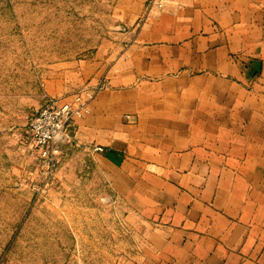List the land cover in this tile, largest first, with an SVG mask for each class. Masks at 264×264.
Instances as JSON below:
<instances>
[{
  "label": "rangeland",
  "instance_id": "374dc122",
  "mask_svg": "<svg viewBox=\"0 0 264 264\" xmlns=\"http://www.w3.org/2000/svg\"><path fill=\"white\" fill-rule=\"evenodd\" d=\"M173 2L0 0V264H156L202 252L174 228L159 170L79 131L119 58ZM78 95L86 111L57 139L48 169L30 122Z\"/></svg>",
  "mask_w": 264,
  "mask_h": 264
},
{
  "label": "crops",
  "instance_id": "0c3cea01",
  "mask_svg": "<svg viewBox=\"0 0 264 264\" xmlns=\"http://www.w3.org/2000/svg\"><path fill=\"white\" fill-rule=\"evenodd\" d=\"M110 82L80 133L159 170L202 251L156 264H264V0H174Z\"/></svg>",
  "mask_w": 264,
  "mask_h": 264
},
{
  "label": "built area",
  "instance_id": "2783aa9c",
  "mask_svg": "<svg viewBox=\"0 0 264 264\" xmlns=\"http://www.w3.org/2000/svg\"><path fill=\"white\" fill-rule=\"evenodd\" d=\"M169 0H153L157 7H164ZM85 97L78 95L77 103L62 102L48 105L32 118L29 128L32 140L39 148L41 156L47 159V168H56L60 149L57 146V139L62 137L66 126L72 120L80 118L86 111ZM97 150H103L97 147ZM42 156V157H43ZM43 157V158H44Z\"/></svg>",
  "mask_w": 264,
  "mask_h": 264
}]
</instances>
